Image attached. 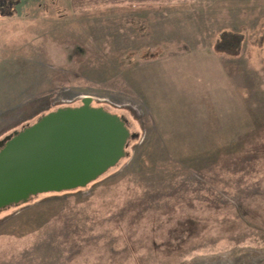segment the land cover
Here are the masks:
<instances>
[{
  "label": "rangeland",
  "instance_id": "obj_1",
  "mask_svg": "<svg viewBox=\"0 0 264 264\" xmlns=\"http://www.w3.org/2000/svg\"><path fill=\"white\" fill-rule=\"evenodd\" d=\"M116 31L85 70L100 60L79 47ZM86 97L125 120V157L85 188L0 209V264H264V0H33L0 15V147Z\"/></svg>",
  "mask_w": 264,
  "mask_h": 264
},
{
  "label": "water",
  "instance_id": "obj_2",
  "mask_svg": "<svg viewBox=\"0 0 264 264\" xmlns=\"http://www.w3.org/2000/svg\"><path fill=\"white\" fill-rule=\"evenodd\" d=\"M86 97L17 133L0 150V209L44 193L85 188L126 155L123 118Z\"/></svg>",
  "mask_w": 264,
  "mask_h": 264
},
{
  "label": "trees",
  "instance_id": "obj_3",
  "mask_svg": "<svg viewBox=\"0 0 264 264\" xmlns=\"http://www.w3.org/2000/svg\"><path fill=\"white\" fill-rule=\"evenodd\" d=\"M33 0H0V15H3V16H6V17H9V16H17L19 13H20V9L24 6V5H26V4H28V3H30V2H32ZM46 5H44L43 4V8H45L46 9ZM141 8V7H140ZM138 6H135V5H130V6H128L127 7V9H130V10H135V11H137V10H139L140 9ZM150 8H152V7H150ZM100 12H103V11H100ZM102 14V13H101ZM93 15H95V14H93ZM96 16V15H95ZM92 34H94V32H92ZM94 35H96V33L94 34ZM119 36H120V34H118L117 33V31L116 32H113V33H109V34H102V37H100V39L101 38H103V44H101V46H99L100 48H103L102 46H104V47H106V48H111V49H113V46L112 45H110V46H105L104 45V43L106 42L107 43V40H109V41H111V40H119ZM90 39H88V41H86V44H84V45H82L81 47H79L80 49L78 50V51H82V53H84L85 54V49L87 50V59H90V58H93V59H98L99 58V60L100 61H98V66H95V67H92V68H88V67H86L85 68V70H95V69H97V68H101V67H103L104 66V64H105V59H106V57H104L103 55H101V50L103 51L104 50V48L103 49H100V50H98V47H97V43H93L92 41H89ZM89 43H92V44H89ZM85 48V49H84ZM116 52H118L117 50H115ZM119 53V52H118ZM139 53V51H137V50H131V51H128L127 52V55H126V57L129 59V58H132V57H134V56H137V54ZM103 54L104 55H107L106 53H105V50H104V52H103ZM149 53H146V58L147 57H151L152 56V54H149ZM109 56V55H108ZM82 64V68L84 67V63H81ZM92 64V63H91ZM225 71H226V67H225ZM81 72V71H80ZM85 73H87V72H85ZM84 74V73H83ZM88 74V73H87ZM226 74H227V76H228V73L226 72ZM228 78H229V76H228ZM234 77H232L231 75H230V80L232 81V83H234V79H233ZM245 95H247V94H245ZM53 112V111H52ZM164 127H165V129H164ZM164 127H162V129H164V131H161V130H154V134H155V136L158 138V141H159V143L161 144L162 143V145L164 146L163 147V149H165L166 151H168V152H166L169 156H171L172 158H175L174 156H173V154L172 153H170V150H169V146H170V144H171V141H168L165 137H164V134L166 135V133H165V131H167V126H164ZM153 129H154V127H153ZM174 135V134H173ZM166 137H167V135H166ZM150 144V143H149ZM149 146V145H148ZM147 146H144L143 148H146ZM176 155V154H175ZM175 159H177V158H175ZM192 159V157L191 156H189V157H185V159H183V160H180V162L178 163V165H177V167H176V169H178V168H180L181 166H182V163H184V161H187V160H191ZM177 161V160H176ZM175 169V170H176ZM174 170V171H175ZM174 174H176V173H174Z\"/></svg>",
  "mask_w": 264,
  "mask_h": 264
},
{
  "label": "flooded vegetation",
  "instance_id": "obj_4",
  "mask_svg": "<svg viewBox=\"0 0 264 264\" xmlns=\"http://www.w3.org/2000/svg\"><path fill=\"white\" fill-rule=\"evenodd\" d=\"M2 147H0V149H1Z\"/></svg>",
  "mask_w": 264,
  "mask_h": 264
}]
</instances>
